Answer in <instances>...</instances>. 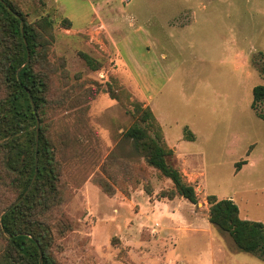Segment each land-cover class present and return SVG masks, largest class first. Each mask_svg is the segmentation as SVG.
Segmentation results:
<instances>
[{"label":"rangeland","instance_id":"1","mask_svg":"<svg viewBox=\"0 0 264 264\" xmlns=\"http://www.w3.org/2000/svg\"><path fill=\"white\" fill-rule=\"evenodd\" d=\"M13 1L29 21H53L45 121L60 150L63 198L45 216L54 257L61 264H264L210 223L207 199L231 198L242 218L264 223V119L251 107L254 86L264 84V0ZM135 100L161 123L197 204L161 196L172 181L123 136ZM241 160L247 163L237 167ZM16 197L0 181V209Z\"/></svg>","mask_w":264,"mask_h":264},{"label":"trees","instance_id":"2","mask_svg":"<svg viewBox=\"0 0 264 264\" xmlns=\"http://www.w3.org/2000/svg\"><path fill=\"white\" fill-rule=\"evenodd\" d=\"M53 40L52 19L42 16L29 21L13 0H0V181L17 192L16 199L0 209V234L6 239L0 249V264H41V258L43 264H61L52 253L53 230L45 219L63 201L60 150L45 121L49 91L46 62ZM83 56L94 67V59L87 53ZM259 69L264 73V62ZM106 91L122 100L111 88ZM259 103H264V84L254 86L251 104L264 119ZM133 107L135 120L123 136L132 141L137 156L172 181L173 188L163 190L161 196L173 199L179 195L197 204L196 188L172 163L174 150L166 143L153 110L137 100ZM185 136L194 139L192 131H186ZM245 163L238 161L237 167ZM96 182L109 195L115 194L110 183ZM145 189L152 193L149 185ZM26 191L23 199L7 210ZM207 199L210 223L228 233L239 251L264 257V223L242 218L231 198L209 194Z\"/></svg>","mask_w":264,"mask_h":264},{"label":"water","instance_id":"3","mask_svg":"<svg viewBox=\"0 0 264 264\" xmlns=\"http://www.w3.org/2000/svg\"><path fill=\"white\" fill-rule=\"evenodd\" d=\"M22 24H23V21H22ZM29 60H30V57H28V61H27V63L29 62ZM40 122L38 121V124H39ZM38 131H39V128H38ZM37 139H38V136H37ZM36 173H37V169H36ZM27 192L28 191H26L25 192V194L22 196V197H20L17 201H15L12 205H10L8 208H7V210H10L14 205H16L19 201H21L22 199H23V197L27 194ZM41 264H43V260H42V258H41Z\"/></svg>","mask_w":264,"mask_h":264}]
</instances>
